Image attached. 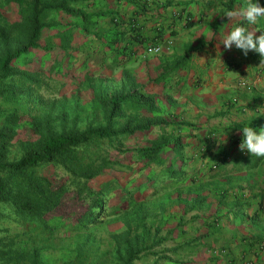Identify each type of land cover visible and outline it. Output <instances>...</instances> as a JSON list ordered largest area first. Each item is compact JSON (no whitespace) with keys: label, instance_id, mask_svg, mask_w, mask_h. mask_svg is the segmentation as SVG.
Here are the masks:
<instances>
[{"label":"crops","instance_id":"1","mask_svg":"<svg viewBox=\"0 0 264 264\" xmlns=\"http://www.w3.org/2000/svg\"><path fill=\"white\" fill-rule=\"evenodd\" d=\"M82 1L91 13L88 32L76 43L84 64L141 72L137 82L158 104L155 114L184 123L150 125L182 135L187 164L173 182L197 185L186 194L193 197L190 206L178 209L191 210L193 219L183 227L180 243L191 248L195 264H264L258 247L264 239V158L239 149L243 127H264V64L254 50L245 56L221 43L237 25L255 28L259 36L264 17L254 26L227 17L246 0H235L231 10L226 0ZM254 2L264 6V0ZM113 13L122 22H114ZM204 39L212 41L196 48ZM153 44L160 45L159 55L146 50ZM208 141L215 146L201 154ZM202 199L205 216L197 212Z\"/></svg>","mask_w":264,"mask_h":264},{"label":"rangeland","instance_id":"2","mask_svg":"<svg viewBox=\"0 0 264 264\" xmlns=\"http://www.w3.org/2000/svg\"><path fill=\"white\" fill-rule=\"evenodd\" d=\"M0 5L7 22L11 23L19 17L18 9L12 3L0 0ZM69 19V16L57 18V29L48 32L45 40L53 44L59 41L56 33L62 27L60 23L66 26L71 22ZM17 43L13 41L8 46ZM69 45L76 46L73 42ZM95 49L88 48V52ZM3 50L4 45L0 42V53ZM80 51V48L66 51L55 48L47 53L31 50L13 61L12 65L18 70L36 72L33 78L24 79L15 73L0 80V126L7 122L6 115L10 112L20 117L17 134L9 147V159L22 153V142L38 137L39 133L31 126L33 118L48 120L53 130L57 131L82 129L89 124L103 125L106 115L101 98L128 89L140 95L145 93L146 86L140 84L141 72L131 75L129 69L126 71L123 67L99 70L84 64ZM151 113L157 112L123 105L113 124L119 127V123L131 116L135 121H144V118L152 116ZM158 125L164 126L163 123ZM158 128L162 127L153 126L145 133L136 130L126 136H115L113 140L95 139L77 149L82 163L101 169L89 182L92 188L97 182L109 179L113 183L119 182V186L124 188L121 198L114 193L107 196L110 204H105L100 221L78 227L61 224L62 219L60 230L51 234L33 221L19 217L12 206L6 204L0 217V237L15 236L18 242L23 240L21 245L36 247L42 264H124V236L140 245V251L129 264H195L191 248L180 243L183 227L192 219V212L185 210L179 214L178 209L190 206L189 201L193 197L188 198L186 194L188 191L195 192L196 182L157 180V183L148 185L142 181L143 175H151L154 170L137 164L139 160L135 152L128 149L151 144L163 132L176 135L171 130L158 131ZM115 146L125 151L119 152ZM36 171L49 177L52 183L65 180L70 184V175L59 166H38ZM63 200V206L72 204L67 213L69 217L85 208L90 201L86 197L78 201L71 195ZM199 203L197 212L203 216L206 202L202 199Z\"/></svg>","mask_w":264,"mask_h":264},{"label":"trees","instance_id":"3","mask_svg":"<svg viewBox=\"0 0 264 264\" xmlns=\"http://www.w3.org/2000/svg\"><path fill=\"white\" fill-rule=\"evenodd\" d=\"M3 2L15 5L19 17L11 23L7 22L0 5V42L4 45V50L0 53V80L15 73H19L24 79L33 78L36 72L15 69L13 61L35 49L47 53L54 51L55 48L64 51L77 48L70 47L69 44L72 42L76 44L77 37L87 33L91 24L89 19L91 13L85 9L82 0H3ZM234 4L235 0L225 1V7L229 10L233 9ZM62 16H69L71 22L66 26L60 23L63 28H59L56 33L60 40L55 44L49 43L45 36L57 29L55 21ZM112 17L114 22H122L116 13H113ZM13 41L18 43L8 46ZM211 41L212 39L201 40L196 48ZM101 101L106 115V123L103 125L89 124L82 129L67 128L57 131L53 130L48 120L33 118L31 126L39 135L34 140L21 141L22 153L13 159H9V147L17 134L20 117L14 112L6 115L7 122L0 126V217L3 207L10 204L19 217L33 221L51 234L60 230L61 224L65 223L78 227L96 223L101 219L105 204H110L107 196L114 193L117 194V198H121L124 188L119 186V182L113 183L110 179L97 182L92 188L89 182L101 169L82 163L77 149L95 139L113 140L115 136H126L136 130L145 133L153 123L184 125L183 122L176 123L165 116L153 114L144 118V121H135L134 116H131L116 127L113 124L114 117L120 113L123 105L156 112L158 104L150 96L137 94L133 89L108 94L101 98ZM204 144L206 143H203L201 154H205L203 150H210L215 146L213 141ZM115 147L119 152L125 151L119 146ZM183 148L181 134L171 136L163 132L151 144L128 149L135 152L136 159L139 160L137 164H141L142 168L146 166L154 170L151 175L144 174L142 179L146 184L152 185L154 182L157 183V180L173 182L183 177L187 164L184 161ZM219 152L222 150L216 151L218 155ZM48 164L59 166L68 173L71 177L70 184L65 180H59L55 184L49 177L37 173L36 167ZM67 195H71L72 199L77 198L78 201L84 197L90 201L85 208L75 211V215L69 217L68 209L72 204L63 206V199ZM60 220L63 221L61 224ZM123 240L126 251L124 264H129L136 252L140 251V245L135 241L131 242L126 236ZM20 243H24L23 240L18 242L15 236L0 237V264H42L36 247L23 246Z\"/></svg>","mask_w":264,"mask_h":264},{"label":"clouds","instance_id":"4","mask_svg":"<svg viewBox=\"0 0 264 264\" xmlns=\"http://www.w3.org/2000/svg\"><path fill=\"white\" fill-rule=\"evenodd\" d=\"M227 17L243 18L248 25H256L259 18L264 17V6H261L254 0H246V4L236 11H229ZM255 28L250 30V27L237 25L230 31L224 34L221 43L225 49H231L233 45L241 50L247 56L250 50H254L262 57L261 64H264V32L259 36L256 35ZM149 52L152 55H159L161 48H150ZM243 139L239 145L241 151H247L252 156L264 158V127L259 131L251 126H245L242 129Z\"/></svg>","mask_w":264,"mask_h":264},{"label":"built area","instance_id":"5","mask_svg":"<svg viewBox=\"0 0 264 264\" xmlns=\"http://www.w3.org/2000/svg\"><path fill=\"white\" fill-rule=\"evenodd\" d=\"M156 47H160V45H158V44L149 45L146 47V50L149 52L150 48H156ZM242 83H244V82L242 81ZM258 247H259V250L264 252V239L259 241ZM236 264H248V262L247 261H238Z\"/></svg>","mask_w":264,"mask_h":264}]
</instances>
